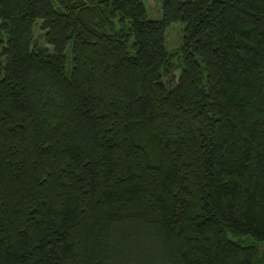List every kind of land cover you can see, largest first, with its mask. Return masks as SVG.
Instances as JSON below:
<instances>
[{
    "label": "trees",
    "instance_id": "trees-1",
    "mask_svg": "<svg viewBox=\"0 0 264 264\" xmlns=\"http://www.w3.org/2000/svg\"><path fill=\"white\" fill-rule=\"evenodd\" d=\"M160 3L0 0V264H264V0Z\"/></svg>",
    "mask_w": 264,
    "mask_h": 264
},
{
    "label": "rangeland",
    "instance_id": "rangeland-1",
    "mask_svg": "<svg viewBox=\"0 0 264 264\" xmlns=\"http://www.w3.org/2000/svg\"><path fill=\"white\" fill-rule=\"evenodd\" d=\"M147 11V15L150 19L158 20L161 17V3L160 0H142ZM39 23L35 28V37L37 41L45 45L43 39L40 37L41 30L39 28ZM183 27L182 23H171L166 29V44L169 50L178 48L181 43L183 36ZM70 52V51H69ZM67 49V54L69 53ZM70 67V63L68 64Z\"/></svg>",
    "mask_w": 264,
    "mask_h": 264
}]
</instances>
